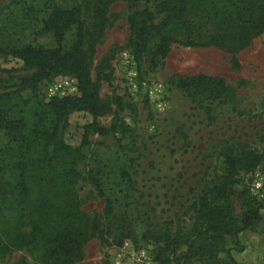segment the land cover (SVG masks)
I'll use <instances>...</instances> for the list:
<instances>
[{"label":"trees","instance_id":"trees-1","mask_svg":"<svg viewBox=\"0 0 264 264\" xmlns=\"http://www.w3.org/2000/svg\"><path fill=\"white\" fill-rule=\"evenodd\" d=\"M114 1L76 0L70 6L48 3L49 12L41 21L43 30L55 37L57 47L0 44V57L17 59L25 69L32 70L21 75L13 89L0 92V130L8 137L7 143L0 145V173L15 177L11 212L20 215L2 225L8 239L2 242L0 238V251L31 247L41 251L46 264H73L82 259L87 241L103 233V227L90 223L81 209L77 164L81 149L90 143L89 133L96 130L104 135L108 131L98 124V117L111 110L102 102L99 86L108 76L105 68L119 45H112L95 65L92 58L109 24L108 12ZM127 2L129 36L123 46L140 70L146 65L156 71L173 43L212 45L238 52L264 33V0H147L143 6L141 0ZM73 27L76 40L65 49L63 42ZM16 70L0 66L2 72ZM58 75L77 78L81 94L45 100L40 83H50ZM166 87L168 92L171 87L177 89L207 113L212 110L211 104L229 99L233 92L223 77L206 73L173 74ZM25 91H30L31 97H26ZM117 106L121 111L125 107L136 111L135 104L124 103L121 97H117ZM75 111H88L93 116L92 122L83 125L79 146L61 136L68 116ZM125 124L124 132L134 130ZM220 155L222 171L208 174L184 210L190 223L181 216L147 223L143 238L157 245L160 264H172V257L176 264H238L226 241L260 221L264 203L252 198L253 205L238 217L233 197L246 196L248 189L238 193L235 186L252 182V173L264 165V152L247 140L232 137L222 144ZM113 211L108 200V217ZM117 228L116 242L122 246L132 236V225L123 219ZM17 264L29 263L22 260Z\"/></svg>","mask_w":264,"mask_h":264},{"label":"rangeland","instance_id":"rangeland-1","mask_svg":"<svg viewBox=\"0 0 264 264\" xmlns=\"http://www.w3.org/2000/svg\"><path fill=\"white\" fill-rule=\"evenodd\" d=\"M52 1L70 6L76 0H0V44L57 47L55 37L43 30L41 21L47 16V5ZM127 3V0H115L110 6L109 24L96 44L92 58L95 65L112 45H119L105 68L108 76L99 86L101 100L108 103L111 110L98 117V124L108 131L104 135L96 130L89 133L90 143L81 149L77 164L81 209L90 223L97 222L103 227V233L87 241L82 259L73 264H146V261L160 264L156 256L157 245L143 238L147 223H162L178 216L190 223L184 210L193 202L208 174L222 171L220 151L228 139L242 138L264 152V33L238 52L212 45L173 43L156 71H150L146 65L140 70L138 66L140 81L166 84L173 74L206 73L223 77L233 90L229 99L211 104L212 110L207 113L171 87L167 109L160 113L145 88L138 92L132 89L124 69L123 52L131 54L123 46L129 36ZM145 4L147 0H141L140 5ZM31 9L36 11L32 13ZM76 32L73 27L67 33L63 42L65 49L76 40ZM0 66L17 68L12 73L0 71V92L13 89L21 75L32 71L12 57H0ZM65 76L70 75H58L50 83L46 80L40 83L45 100L50 99L45 93L48 85ZM24 95L31 97L32 94L25 91ZM117 97L124 103L135 104L136 111L131 112L128 107L121 111ZM124 120L134 130L124 132ZM92 121L93 116L88 111L72 112L62 128V138L79 146L83 125ZM7 141L5 132L0 130V145ZM259 168L264 173V165ZM235 188L238 193L248 189L246 196L237 194L233 197V209L238 217L253 205L252 198L264 203V189L256 194L251 182L237 184ZM15 197L14 175L0 173L2 242L8 239L2 225L20 217L19 213L11 212ZM108 200L114 207L111 217L106 214ZM261 212L262 219L252 228L226 241V246L233 248L238 264H264V208ZM27 218L31 219L28 215ZM123 219L132 225L133 233L119 246L117 226ZM240 247L242 250L238 251ZM141 253L146 256L145 261L138 259ZM22 260L29 264H46L41 251L36 248L11 247L0 251V264H17ZM172 264H176L173 257Z\"/></svg>","mask_w":264,"mask_h":264},{"label":"built area","instance_id":"built-area-1","mask_svg":"<svg viewBox=\"0 0 264 264\" xmlns=\"http://www.w3.org/2000/svg\"><path fill=\"white\" fill-rule=\"evenodd\" d=\"M123 60L124 69L132 89L138 92L141 88H145L146 93L151 98V101L155 104L158 111L160 113L164 112L168 106L167 97L169 95L166 84L162 81H140L136 59L129 52L124 51ZM45 93L50 99L56 96L64 97L78 95V80L73 76L59 78L48 85ZM251 186L256 194H260L264 189V173L260 168L252 173ZM138 259L140 261H145L146 256L141 253ZM146 264H150V262L146 261Z\"/></svg>","mask_w":264,"mask_h":264}]
</instances>
